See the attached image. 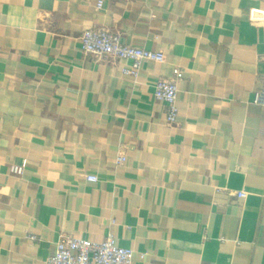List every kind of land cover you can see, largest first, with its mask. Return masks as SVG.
Instances as JSON below:
<instances>
[{"label": "crops", "instance_id": "crops-1", "mask_svg": "<svg viewBox=\"0 0 264 264\" xmlns=\"http://www.w3.org/2000/svg\"><path fill=\"white\" fill-rule=\"evenodd\" d=\"M91 29L165 62L126 76ZM263 82L264 0H0V264L111 234L133 264H264Z\"/></svg>", "mask_w": 264, "mask_h": 264}, {"label": "built area", "instance_id": "built-area-1", "mask_svg": "<svg viewBox=\"0 0 264 264\" xmlns=\"http://www.w3.org/2000/svg\"><path fill=\"white\" fill-rule=\"evenodd\" d=\"M103 2H99L101 8ZM82 51L86 56L103 61H129L131 67L123 69V74L137 78L144 62H165L162 52H153L123 44L121 35L107 29H91L85 31L81 37ZM156 99L166 105L167 121L176 124L179 117L177 107L178 87L175 80L161 79L156 85ZM255 103L264 108V82L262 88L256 93ZM119 159V163L125 162ZM27 167L24 162L21 167L13 169V173L22 175ZM89 182H98V178L88 176ZM245 192L237 193L239 199L246 198ZM30 238L38 241V237ZM143 257V256H142ZM134 251L123 248L117 244L114 235H109L102 242H92L85 239L61 237L57 243L55 254L47 264H133Z\"/></svg>", "mask_w": 264, "mask_h": 264}]
</instances>
